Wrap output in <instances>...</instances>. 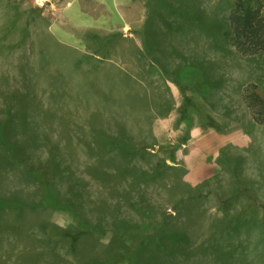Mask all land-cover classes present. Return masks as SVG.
I'll return each mask as SVG.
<instances>
[{"label": "rangeland", "instance_id": "374dc122", "mask_svg": "<svg viewBox=\"0 0 264 264\" xmlns=\"http://www.w3.org/2000/svg\"><path fill=\"white\" fill-rule=\"evenodd\" d=\"M231 2L0 0V196L10 200L0 205V264H264L261 212L242 196L230 199L231 167L264 199V124L241 95L264 84V57L241 54L224 36ZM87 55L100 66L89 79L107 89L118 82L114 98L123 100L127 85L153 100L134 125L149 154L133 158L131 176L93 173L96 155L85 144L94 139L83 118L94 102L85 103L75 85L84 78L69 79L71 62L63 64ZM179 86L222 124L224 134L209 127L211 149L228 140L216 158L200 138L183 143L187 119L171 129L184 101ZM161 98L173 102L167 118L156 116L165 111L154 103ZM190 112L191 129L203 121ZM11 122L30 143L28 162L46 166L72 206L50 202L41 176L18 161L23 153L8 159L13 137L3 132ZM77 230L85 232L74 246Z\"/></svg>", "mask_w": 264, "mask_h": 264}, {"label": "trees", "instance_id": "16d2710c", "mask_svg": "<svg viewBox=\"0 0 264 264\" xmlns=\"http://www.w3.org/2000/svg\"><path fill=\"white\" fill-rule=\"evenodd\" d=\"M231 1L228 13L229 24L227 29L223 31L224 36L241 54L248 56L260 55L264 57V0ZM75 51L79 52L78 50ZM66 62H71L72 67L69 79L72 80L74 75H80L82 79L84 78L83 80L76 81L75 85L78 91L82 92L84 97H87V102L85 103H90L91 100L94 102V109L90 110L85 118H83V123L85 119V123L89 127V133L94 139V141L88 140L85 144L87 146L85 147L87 154L89 156L96 155L93 173L103 176L110 173L113 169H116L122 176H131L134 171L133 168L130 167L131 162L134 161L133 158L144 156L146 153L149 154V152H147L148 144L141 140V133L139 134L135 130L134 125L140 122V115L144 107L148 109V112L151 111L149 109L152 107L153 100L150 99L148 94H141L139 89L135 91V88L129 85V87H127L126 84V88L129 89V92H125V95H123L124 99L118 100L114 98L116 89L113 84L118 85V82L114 80V82H112L113 84H110L111 88L107 89L99 83H95L97 81L95 78L98 79L96 75L93 76V78L95 77L94 79L88 78V76L94 75V72L98 71V67H100L99 63H97L98 58L96 57L93 58L91 55H87L85 58H77L74 63H72L70 59L65 58L63 64ZM83 63L86 64L85 67L88 69H80L83 67ZM164 71L167 72L166 70ZM88 80L92 81L88 82ZM66 83L68 82H62L59 87L62 89L66 88ZM90 84L92 87L89 86ZM179 87L184 92V101L178 110L179 116L177 117L176 124L179 125L184 119H187L189 122V128L182 140L183 143H186L190 138V126L193 120V115L190 110H193L208 126L222 131V124L211 113L197 107L193 99L185 94L184 87ZM99 88L102 91H99ZM63 92L65 91L63 90ZM241 95L253 120L258 124H264V84L258 82L250 83L242 88ZM62 103L64 102L62 101ZM154 103L157 107H164L165 109L164 112L156 116L166 117L172 110L173 102H171V99L165 101V98H161ZM67 107L68 105L63 104L61 108L62 111L65 113L70 112L67 111ZM1 114H7V112L4 111V113L2 112ZM146 115H148V113ZM146 115L142 120H146L149 117ZM67 117L68 119L66 121L69 122V124L70 122L73 123L72 113L67 115ZM8 118L11 119L10 115ZM149 132L152 135L151 128H149ZM3 133L13 137L12 144L14 146L12 145V147L15 148V152L10 156L7 155L8 159L15 161V159L20 157L23 153L22 155L24 158H19L18 161L22 160L27 163V158L29 157V153L27 154V152L30 150V143L25 144L17 135V132H15V123L11 122L7 127H4ZM171 155L174 158L173 152ZM2 158L3 157H0V165L5 164ZM229 160L230 158L227 157V161ZM28 163L29 168L35 171L32 173L36 174L38 177L41 176L40 181L47 190L46 197H48L55 207L69 208L73 205V200L71 198H64L62 196L57 186L58 181L56 177L54 175L51 176L50 172H46V166L40 165L36 168L34 164ZM231 171L234 175L236 184L234 193L232 192L230 199L242 196L246 200L247 205L261 212V221L264 224V199L260 198L256 192L247 186L239 169L231 167ZM219 200H221L220 202L225 209L230 208L232 202L227 199L222 200L220 197ZM9 203L10 200L8 198L0 196V205H8ZM82 219L85 218L82 217ZM86 224L91 226L90 223ZM85 228L87 229L86 226ZM65 232L68 233L66 230H62L61 233L66 234ZM84 232V230H77L73 234H70L74 246ZM177 236L178 235H176V237ZM139 262L140 261L136 258L133 264H138ZM139 264L148 263L140 262Z\"/></svg>", "mask_w": 264, "mask_h": 264}, {"label": "crops", "instance_id": "0c3cea01", "mask_svg": "<svg viewBox=\"0 0 264 264\" xmlns=\"http://www.w3.org/2000/svg\"><path fill=\"white\" fill-rule=\"evenodd\" d=\"M173 112L171 111V113H169V115H171ZM174 114V113H173ZM179 115L176 113L174 114V118H173V121L171 122V129H173V125H174V122L177 120V117ZM168 117V116H167ZM166 117V118H167ZM210 126H208L207 124H203V122L201 123H195L191 129H190V138H189V145L194 141L196 140V138H200V141L201 143H203V145L205 146L206 149H211L213 148V146L210 145V137H209V133H212L210 132ZM208 132V133H207ZM216 134L217 133H220V134H224V132L222 131H218V130H215ZM154 133H155V136L157 139H161V134H163V129L161 128V126H158V124L155 123V127H154ZM214 138L212 139V142H214ZM224 140V141H223ZM221 141L223 142H220L217 146L214 147V149H211L210 150V153L211 154H214L215 158L217 156L220 155V152H222L223 150H225V147H226V144H227V141L228 140H225L223 139ZM207 142H209V144H207ZM210 145V146H209ZM227 149V148H226ZM212 151V152H211Z\"/></svg>", "mask_w": 264, "mask_h": 264}]
</instances>
